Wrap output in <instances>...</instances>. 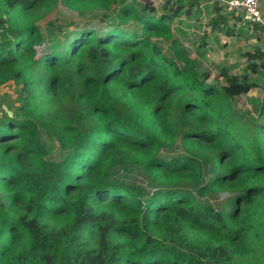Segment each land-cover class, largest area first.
<instances>
[{
    "label": "trees",
    "instance_id": "16d2710c",
    "mask_svg": "<svg viewBox=\"0 0 264 264\" xmlns=\"http://www.w3.org/2000/svg\"><path fill=\"white\" fill-rule=\"evenodd\" d=\"M117 2L0 0V88L17 93L0 114V264H264V97L241 114L254 80L220 66L210 83L175 35L205 0ZM56 4L105 24L45 41L36 11ZM123 167L143 182L112 177Z\"/></svg>",
    "mask_w": 264,
    "mask_h": 264
},
{
    "label": "rangeland",
    "instance_id": "374dc122",
    "mask_svg": "<svg viewBox=\"0 0 264 264\" xmlns=\"http://www.w3.org/2000/svg\"><path fill=\"white\" fill-rule=\"evenodd\" d=\"M161 3L162 0H118L115 8L126 5L139 11L144 4H150L151 8L156 9ZM206 7L208 9H203L200 20L190 21L189 24H186L187 21L182 17L180 23L174 21L172 28L176 36L178 30L184 31L185 35L179 36V38L190 52L191 58L199 60L202 67L211 72L210 83L222 84L223 81L218 77V67L220 66L229 68L235 75L247 74L254 80L256 88L249 94L236 98L233 102L237 111L246 115L247 111L252 112L254 100H261L264 97V59L263 61L250 62L244 55L251 54L258 49L264 51V35L252 29V26L242 24V22L236 23L235 26H231L232 23H230L228 31L212 30L209 25L212 18L209 11L211 7L209 5ZM36 14L40 16V19L34 21L45 41L48 35L47 30H56V26H61L64 30H73L75 25L80 28H98L105 24L101 16L69 11L60 4L54 5L50 11L40 8ZM205 35V51L202 57H198L196 50L200 45L201 38ZM261 63L263 64L261 65ZM16 96L15 87L11 83L0 88V114L11 115L13 113V108L16 106ZM112 177L120 180L143 182L139 170L133 167L118 168L114 170Z\"/></svg>",
    "mask_w": 264,
    "mask_h": 264
},
{
    "label": "built area",
    "instance_id": "2783aa9c",
    "mask_svg": "<svg viewBox=\"0 0 264 264\" xmlns=\"http://www.w3.org/2000/svg\"><path fill=\"white\" fill-rule=\"evenodd\" d=\"M223 10L226 14L234 18H240L249 25L262 26L264 24L263 15L260 9L259 0H221Z\"/></svg>",
    "mask_w": 264,
    "mask_h": 264
},
{
    "label": "crops",
    "instance_id": "0c3cea01",
    "mask_svg": "<svg viewBox=\"0 0 264 264\" xmlns=\"http://www.w3.org/2000/svg\"><path fill=\"white\" fill-rule=\"evenodd\" d=\"M215 3H218L219 5H221V7H222V10L220 11V15H222V16H228L229 14H226L225 13V11L223 10V5H224V3H222V1L221 0H205V2H203L200 6H199V11H197L196 13H194V16H193V18H191V19H186L185 17H184V20L185 21H187V23L186 24H189V22L190 21H198V20H200L201 19V16H202V14H203V9H208L206 6H210L211 8L209 9V11H210V13L212 14V18L214 17V15H215V10H214V4ZM259 4H260V9H261V12H262V15H263V19H264V0H259ZM211 9H212V11H211ZM199 12V14H197ZM230 16H232V15H230ZM211 18V19H212ZM233 18V19H232ZM232 18L230 19V17H229V20H228V23H227V27L229 28V26L228 25H230V23H232V25L231 26H235L236 25V23H240V22H242V24H245L243 21H241V19L240 18H234L233 16H232ZM210 19V20H211ZM237 19H239V21H237ZM236 20V21H235ZM262 27H263V29H264V24L262 25ZM263 35H264V32L262 33Z\"/></svg>",
    "mask_w": 264,
    "mask_h": 264
}]
</instances>
